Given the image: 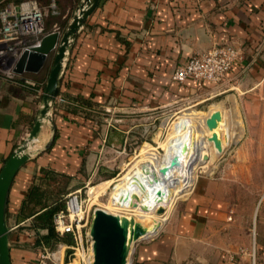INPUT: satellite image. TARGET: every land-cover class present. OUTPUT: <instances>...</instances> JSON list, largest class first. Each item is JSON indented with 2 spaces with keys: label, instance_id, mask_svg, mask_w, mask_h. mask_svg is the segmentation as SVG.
Here are the masks:
<instances>
[{
  "label": "crops",
  "instance_id": "0c3cea01",
  "mask_svg": "<svg viewBox=\"0 0 264 264\" xmlns=\"http://www.w3.org/2000/svg\"><path fill=\"white\" fill-rule=\"evenodd\" d=\"M60 2L59 13L66 17L71 12L69 26L82 0ZM55 29L57 24L50 31ZM224 41L234 42L243 52L226 79L220 83L172 79L176 67ZM53 59L39 74L26 76L42 83L36 77L47 76ZM262 62L264 0H100L70 41L57 104L45 115L44 98L35 89L13 81L0 90V171L29 140L37 119H42L36 137L39 145L32 150L35 139L28 144L30 158L18 171L9 194L12 264L36 262L35 250L28 246L36 236L30 227L33 213L62 195L48 199L41 192V183L53 173L71 175V191L79 189L86 180L84 172L101 149L126 145L144 115L198 93L218 97L235 90ZM56 129L58 137L49 148ZM33 186L39 197L30 198ZM236 212L222 179L203 176L161 228L144 237L151 238L134 244L129 264H252L241 249H250L254 242L256 264H264V197L251 223Z\"/></svg>",
  "mask_w": 264,
  "mask_h": 264
},
{
  "label": "rangeland",
  "instance_id": "374dc122",
  "mask_svg": "<svg viewBox=\"0 0 264 264\" xmlns=\"http://www.w3.org/2000/svg\"><path fill=\"white\" fill-rule=\"evenodd\" d=\"M23 1L26 0H0V3H21ZM45 9L48 13V9ZM259 67L260 69H253L241 79L239 88L221 96L211 97L209 92L198 93L168 108L153 111L151 116L144 115L137 121L141 125L136 128L134 136L129 139L126 145L101 149L96 160L89 164L87 171L84 172L86 180L79 187L85 201L84 205L90 212L88 231H90L93 214L97 208L109 210L108 212L114 214H131L130 211L124 209H118L117 213L112 212L114 209L110 207L109 199L113 187L135 162L139 161L144 166L150 164L152 160L148 158L149 152H157L156 161L160 162L163 159L166 152L164 146L175 122L187 112L205 121L204 132L202 131L201 138L197 137L198 141L202 138L211 141L213 129L207 125V119L213 113L221 112L216 130L224 132L225 126L228 127L231 134L229 139L227 138L226 145L231 144L226 146L225 152L207 157L206 151L197 157L191 171V185L183 197L172 205L167 219L187 197V194L193 190L195 182L203 176H210L222 179L225 183L226 196L232 206L237 209L236 214L242 221L251 223L254 212L264 197V62L259 63ZM12 83L13 81L0 71V90H6L11 87ZM234 93L237 94L236 97L232 95ZM227 94H231V98L227 99ZM221 127L223 130L220 129ZM29 143V140L25 141V147ZM110 179L112 182L98 199L89 198L88 191L91 186ZM71 184L72 181L64 177L52 176L50 180L41 183V192L49 199L57 196L58 193L67 191L65 195L67 199L68 191L74 189H70ZM147 235L143 236V239L151 238H144ZM32 245L28 246L35 250L37 258L34 264L39 262L40 256L46 250L51 253L53 258L49 264H67V261L74 257L75 250L68 248L69 244L66 242H58L43 251ZM85 247L87 254H90L92 251L91 240L85 243ZM80 254L85 256L83 251ZM81 255L80 258H76L74 264H83ZM85 258L89 264V258Z\"/></svg>",
  "mask_w": 264,
  "mask_h": 264
},
{
  "label": "built area",
  "instance_id": "2783aa9c",
  "mask_svg": "<svg viewBox=\"0 0 264 264\" xmlns=\"http://www.w3.org/2000/svg\"><path fill=\"white\" fill-rule=\"evenodd\" d=\"M46 14L47 10L36 0H26L21 3L7 2L3 5L0 3V71L10 80L35 89L40 96L45 94L43 84L26 75L15 73L14 67L23 51L38 43L48 33L45 31L44 23ZM242 55V50L232 41L216 43L209 49L194 54L184 65L176 67L172 73V79L179 83H184L188 79H195L201 83H220L242 59ZM52 107L53 101L49 102V108ZM84 202L81 189L71 191L67 194L66 208L58 211L53 217L56 233L59 236L69 234L74 240L73 244L67 246L75 250L74 257L70 258L67 264H74L76 258H80L81 251L85 253V256L81 255L83 264H88L85 257L89 258L91 254H87L85 247L88 240H91L92 246L93 239L91 232L87 229L90 212L86 209ZM253 234L255 237V229ZM241 251L249 254L252 264L257 263L255 242L250 249L242 248ZM50 260L53 261L52 255L46 250L37 264H49Z\"/></svg>",
  "mask_w": 264,
  "mask_h": 264
},
{
  "label": "bare ground",
  "instance_id": "6f19581e",
  "mask_svg": "<svg viewBox=\"0 0 264 264\" xmlns=\"http://www.w3.org/2000/svg\"><path fill=\"white\" fill-rule=\"evenodd\" d=\"M219 119H217V125ZM204 122L189 112L179 117L164 146L166 152L163 159L158 162L156 161L157 152H149L148 158L152 160L150 164L144 166L139 161L135 162L113 187L109 199V205L114 209L112 212L117 213L118 209L131 212V214L109 212L118 216L128 229L127 264L131 261V254L135 244L131 242V232L134 224L137 222L142 223L147 228V234L158 231L165 223L172 205L183 197L191 185V171L197 157L206 151L207 157H209L225 150L227 138L229 139L231 134L226 126L224 132L216 130L217 127L211 128L213 129L211 141L203 138L199 141L197 140V137L201 138V133L203 128H205ZM195 133L199 136H195ZM213 137L217 138L220 142L219 145L216 140H213ZM34 142L31 146L32 150L39 145L37 138H35ZM111 182L112 179L91 186L88 191L89 198L98 199ZM164 208L166 211L163 213L161 209ZM106 211L108 212L109 210ZM88 260L89 264H94L93 243L92 252Z\"/></svg>",
  "mask_w": 264,
  "mask_h": 264
},
{
  "label": "water",
  "instance_id": "95a60500",
  "mask_svg": "<svg viewBox=\"0 0 264 264\" xmlns=\"http://www.w3.org/2000/svg\"><path fill=\"white\" fill-rule=\"evenodd\" d=\"M99 2L100 0H82L78 8L79 12L75 13L65 31L55 29L46 33L38 43L25 49L16 62L15 73L39 74L48 60L54 57L43 96L45 102L43 115L49 109V102L54 101L59 94L63 61L70 41L76 36ZM218 118H221L219 111L207 119V125L210 128L216 127ZM41 126L42 119L39 118L30 132V141L38 136ZM213 140H216L218 145L220 144L216 137H213ZM29 158L30 153L26 151L25 145H22L6 160L0 171V264H12L9 247L10 229L7 224L8 199L18 171ZM161 212H164V209H161ZM90 232L93 239L94 264H127L128 229L118 216L103 208H97L93 214ZM147 233V228L142 223H135L131 232V242L141 241Z\"/></svg>",
  "mask_w": 264,
  "mask_h": 264
},
{
  "label": "trees",
  "instance_id": "16d2710c",
  "mask_svg": "<svg viewBox=\"0 0 264 264\" xmlns=\"http://www.w3.org/2000/svg\"><path fill=\"white\" fill-rule=\"evenodd\" d=\"M36 1L39 3L41 7L48 9V13L45 15V19H44L46 32H50V30L53 28L55 24H57L59 30L61 31H65L67 29L69 18L71 16V12L66 17H64V13L58 12L59 8H62L60 0H36ZM66 1H67L66 2L67 4L72 3V0H66ZM74 1L78 2L80 0H74ZM16 3H19V2H16ZM49 72H50V68L48 69L47 76H45V78L36 77L38 81H42L44 88H46V81H47ZM57 101L58 100L56 98L53 101V104L56 105ZM57 137H58V130L56 129L54 141L49 146V148L53 146ZM47 173L49 174L50 171H47ZM56 174H59L61 177H64L68 180H71L72 178L71 175L65 172L56 173ZM52 176H56V175L53 173ZM36 193H37V186H33L29 190L30 198L34 197ZM66 193L67 191L63 192L62 195L57 196L52 202H49V203L45 202L39 211H35L33 213L34 218L30 226L36 232L35 240L32 245L33 247L38 248L39 250L43 251L44 249L46 250L47 248L53 247L58 242H66L69 245L73 244L74 240L71 235L68 234L65 236H59L56 233L54 225H53L54 215L58 211L64 210L66 208V201H67L65 197ZM36 196L39 197V195H36ZM42 230L45 232H42Z\"/></svg>",
  "mask_w": 264,
  "mask_h": 264
}]
</instances>
